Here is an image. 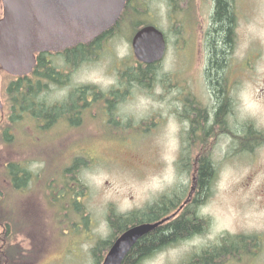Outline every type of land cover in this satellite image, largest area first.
I'll list each match as a JSON object with an SVG mask.
<instances>
[{
	"label": "flooded vegetation",
	"instance_id": "flooded-vegetation-1",
	"mask_svg": "<svg viewBox=\"0 0 264 264\" xmlns=\"http://www.w3.org/2000/svg\"><path fill=\"white\" fill-rule=\"evenodd\" d=\"M169 3L175 10L176 18H200L197 22L189 21L187 27L191 30L190 34L199 35L196 37L195 52L191 55L203 60L200 70H190L182 82L167 85L156 77L161 81L155 78V83L140 85L135 77L125 79V70L115 69L113 83L105 90L98 86L79 85L69 92L66 99L55 103L53 106L57 107L58 115L50 124L46 116L33 117L29 112L15 118L8 116L7 119L1 108L0 134L4 137L6 134L11 141L17 134L24 133L28 129L24 117L27 114L32 116L28 118L40 123L42 132H47L53 124L63 125L64 122L73 129L79 128L82 119H89L91 122L84 124L82 131L79 130L82 138L89 140H149L164 135L166 126L175 125L178 127L176 145L169 163L171 185L166 204L158 201L157 210L165 212L158 221L166 219L161 226L164 227L188 218L196 229L170 245L175 249L179 245L185 246L184 264H264V36H239L241 24L245 20L248 23L249 14L253 11L262 13L264 0H169ZM219 3L224 4L231 18L225 32L215 18ZM130 5L133 7L132 3H128ZM171 23L177 34H184L183 22ZM122 24L123 21H117L101 36L77 45L75 49L87 50L89 54L93 50L105 52L108 47L111 52L113 40ZM139 28L136 27L135 32ZM183 40L185 38H180L178 42L182 45L186 43ZM198 45L204 52H199ZM76 56L77 61L86 60V56ZM45 89L48 87L45 86ZM135 97H145L153 104L151 111L137 120L123 112V107L131 101L129 99ZM65 105L72 108L68 114L63 113ZM92 124H97L98 133L94 134L90 127ZM132 154L135 158L128 155L131 163L138 167H151L143 166L141 156ZM8 166L16 173L9 175V181L3 182L6 187L16 193L27 191L31 185V174L27 168L13 161ZM157 166V170L165 167L161 160ZM226 166L234 167L240 178L222 187L220 172ZM75 167H70L73 170L70 181L57 180L55 185L43 182L45 186L39 185L38 189L34 188V192L29 193L26 220L33 224H29L27 229V223L16 230V219L12 224L0 219V264H33L28 259V253H32L33 249L40 253H53L57 249L56 232L61 220L66 217L73 218L75 222L86 220L81 212L84 209L81 196L86 193L80 190L76 179L78 167L76 170ZM205 169L209 170L208 179L202 178ZM220 191L234 199L238 210H243L241 216L236 214L232 227L220 226L219 223H222L209 208ZM53 214L56 216L55 229L43 240V233L40 238L43 221ZM242 217L245 218L239 220ZM87 219L91 220L92 227L93 219ZM105 221L109 226L108 219ZM115 221L110 219L113 228ZM75 222L69 227L77 225ZM18 238H24L23 246Z\"/></svg>",
	"mask_w": 264,
	"mask_h": 264
},
{
	"label": "rangeland",
	"instance_id": "rangeland-1",
	"mask_svg": "<svg viewBox=\"0 0 264 264\" xmlns=\"http://www.w3.org/2000/svg\"><path fill=\"white\" fill-rule=\"evenodd\" d=\"M131 3L133 7L131 5L128 7L127 16L117 30L118 35L113 40L114 48L111 52L108 47L105 52L93 50L92 53L86 55L85 61H75L76 65H72V69L69 68L70 63L65 60L64 55L52 54L49 57L58 72L61 71L69 75H67L66 83H62V85L49 83L48 90L45 89L40 94V100L46 101L47 107L66 99L69 92L79 85L98 86L101 90H105L113 83L115 69L125 70L129 74V69L136 67L130 45L131 36L135 32L133 29L135 23L154 25L167 40L165 58L153 69L156 76L154 75V80L149 84L155 83L156 77L161 78L162 82L167 85L176 81L182 82L190 70H200L203 60L191 55L192 52H195L196 37L199 35L190 34L191 30L187 29L189 21L197 22L200 20L199 16L193 20L181 16L176 18L175 10L169 0H132ZM181 5L183 7L182 3ZM261 9L262 13L253 11L249 14L248 23L245 20V23L241 24L239 36L240 34L245 38L256 35L264 36V23L262 22L264 9ZM1 18L2 4L0 0ZM172 21L185 24L184 34L176 33ZM125 24L126 26H124ZM180 38H185L183 42L186 43L181 45L178 42ZM198 47H200L199 52H204L200 45ZM131 74L133 75V73ZM123 75L127 79L126 73ZM64 77L66 75L60 76L62 82L66 79ZM11 79L13 78L0 71V109L2 108L7 119L11 115L9 112L11 98H9L6 89ZM159 79L156 78L160 82ZM61 86L64 88H60ZM129 100L131 101L123 107V112L133 115L136 120L144 118L153 106L151 100L145 97H135ZM0 113L2 112L0 111ZM29 116L32 117L30 114L24 116L28 129H25L24 133L17 134L8 143H5L3 134H0V190L2 192V196L0 195V219L3 222L10 221L11 224L13 219H16V230L23 228L26 226L24 223H27V229L29 224H33L30 223L32 221L26 220V214L29 212L26 210L29 207L27 203H30L27 197L29 193L34 192V188L38 189L39 185L44 184L43 186H45L43 182L55 185L57 180L70 181L73 176V170L70 167L80 161L81 163L76 165L78 167L76 179L79 181L81 192L86 193L81 196V202L84 203V209L81 212L86 220L76 221L77 225L73 228L69 227L73 221L75 222L73 218L66 217L63 221L61 220L60 227L56 232L58 234L57 249L53 253H40L33 249L32 253H28V259H31L33 264H95L97 259L91 255V251L101 242H112L117 233L114 232L113 226H110V219L112 222L113 219L115 221L116 218L129 213H142L158 202L162 195L168 194L172 178L169 163L176 145L175 133L178 127L170 124L166 126L164 135L149 140H89L82 138L80 134L84 129V124L91 122L89 119H82V125L79 128L73 129L70 124L66 125L64 122L63 125L53 124L47 132H42L39 128L40 123L28 118ZM90 127L94 134L98 133L97 124H92ZM12 151L15 154H12ZM132 153L141 156L143 166L151 165V167H138L131 163L128 155L135 158ZM160 160L165 167L157 170V162ZM12 161L18 164L22 163L30 172L31 185L27 191L12 192L3 183L9 181L4 164ZM233 168L226 166L220 172L222 187L232 184L240 178V174ZM209 208L223 224L219 223V225L223 227H232L236 214L239 216L243 214V210H238L234 199L230 196L226 197L221 191L212 200ZM48 213L50 214L51 211ZM89 217L94 221L92 227H90L91 220L87 219ZM55 218L56 216L53 214L49 215L47 221H43V232L41 231L40 236L41 238L43 233V240L55 229L53 227ZM106 219L109 221V226H106ZM119 225H121L120 221ZM18 239H21L19 242L23 246L22 239L24 238ZM105 250L107 251L108 248H100L98 257L100 255L102 259L98 261V264L103 260ZM185 250L183 245H179L177 249L169 245L150 255L140 264H184Z\"/></svg>",
	"mask_w": 264,
	"mask_h": 264
},
{
	"label": "water",
	"instance_id": "water-1",
	"mask_svg": "<svg viewBox=\"0 0 264 264\" xmlns=\"http://www.w3.org/2000/svg\"><path fill=\"white\" fill-rule=\"evenodd\" d=\"M127 0H2L0 70L14 77L27 76L36 54L56 53L92 41L119 19ZM139 63L162 60L165 41L153 26L132 38ZM163 221L135 225L111 245L101 264H122L134 245Z\"/></svg>",
	"mask_w": 264,
	"mask_h": 264
},
{
	"label": "trees",
	"instance_id": "trees-1",
	"mask_svg": "<svg viewBox=\"0 0 264 264\" xmlns=\"http://www.w3.org/2000/svg\"><path fill=\"white\" fill-rule=\"evenodd\" d=\"M128 10L125 9V11L122 14L121 20L124 19L127 16ZM215 18L217 21H219V24L222 27V32H225L227 29V24L230 21L231 18H229V13L226 11V7L224 4H220L217 6V11L215 13ZM140 24V23H139ZM224 34V33H223ZM219 39V38H218ZM222 37L220 38V40ZM224 41V39H223ZM81 54L83 56H86L87 50L83 51H77L75 48H72L70 50H67L64 54L65 60L69 61L70 67L72 69V65H76L75 61L76 55ZM136 67L134 69H129V74L126 72V76L128 79H131L132 77H135L137 80V84L140 85H148L150 82L154 80V72L153 69L156 68L153 65L147 66L145 69L144 66L139 65L136 63ZM133 73V75L130 73ZM125 74V73H124ZM60 76H64L60 72H58L53 66L51 62L46 60V57L44 55H39L37 57V64L35 66V70L30 78H18V79H11L7 86V93L9 98H11L10 101V112L11 117H18L20 115H23L24 112H29L33 115V117H42L46 116L48 118V123L50 124L52 121H54V118L57 117V107L51 105L50 107L45 106V102L40 100V93H42L45 90V86H48L49 83H56L62 85V83H66L68 77H64V82L60 80ZM134 78V79H135ZM72 96V95H71ZM71 100L73 98H70ZM72 108H68V105H65L63 107V113L68 114V111L71 112ZM20 114V115H19ZM49 126V125H48ZM5 143L10 141L8 137L4 138ZM78 163H81L78 161ZM77 163V164H78ZM77 164H73V166H76ZM18 169V168H17ZM20 172V169H18ZM17 170V172H18ZM209 170H204L202 172V178L207 177L209 175ZM13 173H16V170L12 169L11 166H6V174L7 176L12 175ZM167 196L162 197L159 200V203L166 204ZM158 202H155L153 205H151L146 211L144 212H135L132 214H127L122 217H118V220H116V226L113 228L114 232H117L113 239H115L119 234H121L123 231L127 230L128 228L143 224V223H153L158 221L162 216L165 215V212L163 213V210H157ZM161 207V206H159ZM160 217V218H159ZM118 221V222H117ZM119 221L121 222V225H119ZM196 229V225L188 220V218H185L183 220H179L171 225H166L164 227H159L155 229L153 232L149 233L148 235L141 238L131 249L129 254L125 257L122 264H140L144 259L149 257L150 255L154 254L155 252L163 249L164 247L169 246L174 240L178 238H182L183 236L188 235L191 231ZM112 243L110 241H105L99 243L92 251L91 255L94 256V258L97 259L95 264H98V261L102 259L98 254L100 251V248L110 247ZM106 251V250H105ZM102 262V261H101ZM100 263V262H99ZM101 264V263H100Z\"/></svg>",
	"mask_w": 264,
	"mask_h": 264
}]
</instances>
